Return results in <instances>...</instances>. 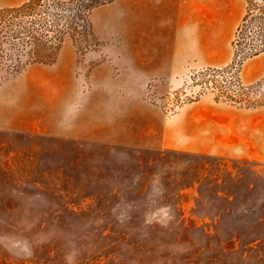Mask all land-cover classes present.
Returning a JSON list of instances; mask_svg holds the SVG:
<instances>
[{
  "label": "rangeland",
  "instance_id": "obj_1",
  "mask_svg": "<svg viewBox=\"0 0 264 264\" xmlns=\"http://www.w3.org/2000/svg\"><path fill=\"white\" fill-rule=\"evenodd\" d=\"M141 3L95 7L92 36L67 34L54 62L0 77V264H264V105L217 99L199 75L232 62L264 0L176 27ZM179 38L184 74L134 90L137 59ZM236 74L260 80L264 52ZM199 137L206 150H190Z\"/></svg>",
  "mask_w": 264,
  "mask_h": 264
},
{
  "label": "trees",
  "instance_id": "obj_2",
  "mask_svg": "<svg viewBox=\"0 0 264 264\" xmlns=\"http://www.w3.org/2000/svg\"><path fill=\"white\" fill-rule=\"evenodd\" d=\"M112 0H26L0 7V77L31 63L56 60L63 38L69 34L92 36L91 11ZM231 63L199 72L202 83L216 98L245 107L264 105V76L243 84L236 74L243 57L264 52V15L242 23L233 40Z\"/></svg>",
  "mask_w": 264,
  "mask_h": 264
},
{
  "label": "crops",
  "instance_id": "obj_3",
  "mask_svg": "<svg viewBox=\"0 0 264 264\" xmlns=\"http://www.w3.org/2000/svg\"><path fill=\"white\" fill-rule=\"evenodd\" d=\"M143 4L138 5V9L144 11L153 12V21L160 26H180L184 25L188 20V13H207L211 9L210 6L224 5L225 0H143ZM236 5H241L242 0H235ZM233 3V2H232ZM231 5V4H230ZM141 6V7H140ZM231 7L229 10H233ZM197 52L201 53L204 50V46L201 41H196L195 46ZM142 62H138V65L142 67L144 72L131 74V79L135 81L136 91L142 89V85L149 79L154 78H166L169 79L176 75H182L186 71V66L190 60V55L183 39H177L175 42L174 51L170 48L168 52H160L154 54H146L144 58H138ZM130 79V77L128 78ZM199 115L197 113L189 114L186 111L185 123L190 120L192 122L197 121ZM202 116V115H201ZM184 118V117H183ZM202 144H189L192 139H188L186 143L189 144L190 150L205 151L206 147L203 145L204 141L202 137H199ZM140 139L143 137L140 135ZM195 139V138H194ZM148 142H152L150 137H147Z\"/></svg>",
  "mask_w": 264,
  "mask_h": 264
}]
</instances>
